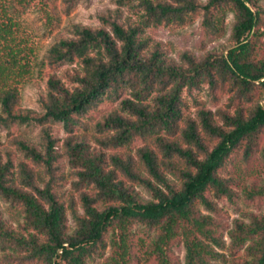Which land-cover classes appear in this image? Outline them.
Listing matches in <instances>:
<instances>
[{
  "label": "trees",
  "instance_id": "16d2710c",
  "mask_svg": "<svg viewBox=\"0 0 264 264\" xmlns=\"http://www.w3.org/2000/svg\"><path fill=\"white\" fill-rule=\"evenodd\" d=\"M56 1L0 0V264H181L178 247L183 264H264V207L221 203H264L262 0H115L37 58L19 15L51 30L77 2ZM229 14L228 45L207 48ZM196 19L200 51L178 59L148 32ZM35 73L40 110L21 103Z\"/></svg>",
  "mask_w": 264,
  "mask_h": 264
},
{
  "label": "rangeland",
  "instance_id": "374dc122",
  "mask_svg": "<svg viewBox=\"0 0 264 264\" xmlns=\"http://www.w3.org/2000/svg\"><path fill=\"white\" fill-rule=\"evenodd\" d=\"M59 2V0H57ZM56 1V2H57ZM264 5V0H262ZM117 4L115 0H77L75 5L71 8L69 15H61V20L58 26L48 30L46 29L43 23L42 11H39L35 6L29 7L25 12L19 15L20 20L23 22L24 30L27 32V35L30 39V45L34 51V54L37 58L42 57L46 51L49 44L52 42L55 33L59 30H62L68 23L69 19L73 21H79L87 24H99L98 14L106 13L109 10H115ZM121 15L122 18L126 16L135 17V14L130 13L126 7L122 6ZM227 22V32L223 38L217 40H205L204 45L207 48L217 47L223 48L228 45L227 36L230 32V26L232 22V15L229 14L226 19ZM149 33H152L157 39L163 42V46L168 49V55L178 59L180 52L183 50L189 49L196 53L200 51L201 40L203 38L202 27L200 20L196 19L193 23L185 26H174V27H165L162 26L156 31L148 30ZM36 69V68H35ZM33 79L27 80L25 85L22 86V98L21 103L25 107H31L37 110H40V107L37 102V97L39 91L44 89V81L37 76L35 73ZM199 99L206 101V95L204 91L199 92ZM106 105H102L101 108L104 109ZM109 108V106H108ZM39 126L36 124L21 125L16 129L19 133H23L26 136L30 137L34 141L39 140ZM59 128V135H63V130ZM6 129L0 126V141L5 140ZM228 165L227 168H229ZM68 166L65 165V170ZM227 174V171L224 172ZM68 186V185H67ZM66 186V187H67ZM142 192L147 196V194L142 190ZM221 203L228 209L230 217L239 216L241 211L253 210L260 211L264 207V203L257 207L254 203H249L243 200L242 197L235 199L234 203H230L228 200L223 199ZM1 208L4 211L6 217L9 216L7 210V204L3 201H0ZM69 226H74V221L69 217ZM225 238L228 239L225 234ZM178 254L181 264H183L184 249L183 247H178L175 249ZM91 264H101V259H96Z\"/></svg>",
  "mask_w": 264,
  "mask_h": 264
}]
</instances>
